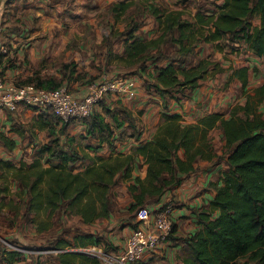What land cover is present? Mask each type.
Masks as SVG:
<instances>
[{"label": "trees", "instance_id": "trees-1", "mask_svg": "<svg viewBox=\"0 0 264 264\" xmlns=\"http://www.w3.org/2000/svg\"><path fill=\"white\" fill-rule=\"evenodd\" d=\"M183 2L176 0V4ZM131 4L129 0L113 4L110 8L113 18L118 19ZM150 13L158 23V35L142 39L135 33L137 27L119 31L112 37H122L123 53H116L114 57L123 68L167 59L165 65L155 69L150 84L159 93L164 109L168 99L180 100L184 90L199 87L207 78L225 71L219 61L209 57L199 58L194 64L186 63L199 43H212L221 52L230 46L228 43L239 42L247 45L256 56L264 57V0H223L217 12L199 10L191 20L183 17L181 10H162L155 5H151ZM254 17L258 18L257 24L252 22ZM168 43L178 48L174 53L163 54L161 46ZM151 48H157V52L151 53ZM234 78L244 89L248 67L232 69L226 83ZM25 83L44 88L62 86L61 81L53 78L36 77ZM244 95L245 101L234 104L227 116L213 112L192 123H184L179 114L162 111L152 139L132 147L128 153L115 150L114 128L102 113L94 111L77 119L85 124L87 136L109 147V155L65 151L59 148L57 138H51L29 163L0 160V176L6 183L0 192H8L11 179L19 181L21 194L24 190L29 193L27 212L34 214L33 221L38 223L40 230L50 226L52 215L62 203L84 223H90L108 218L111 211L109 193L119 175L128 184L133 199L129 209L137 211L177 187L183 176L197 169L198 159L219 161L226 155L227 168L222 172L221 183L213 185L214 198L197 215L200 229L194 236L183 238L188 248L182 262L264 264V115L259 111L264 101V82ZM104 101L100 106L107 107ZM115 110V106H109L104 111L116 127L126 118L131 121L125 109L120 110L123 119ZM60 123L62 130L69 124ZM215 130H221L224 140L225 151L220 155L213 150L212 132ZM0 139L8 149L15 145L2 135ZM137 156L146 167L143 177L132 175ZM77 162L81 163L80 168L74 166ZM53 244L63 250L56 255L60 264H100L97 256L83 250L99 244L98 237L93 234L79 233L69 239L59 237ZM1 255L7 263L23 257L18 250H2Z\"/></svg>", "mask_w": 264, "mask_h": 264}, {"label": "crops", "instance_id": "crops-1", "mask_svg": "<svg viewBox=\"0 0 264 264\" xmlns=\"http://www.w3.org/2000/svg\"><path fill=\"white\" fill-rule=\"evenodd\" d=\"M121 1L123 0H1L0 74L8 85L24 84L28 79L36 77L50 78L52 74H56L57 68L56 66L54 69L51 62L61 59L63 53L69 54L64 50L74 36V32H80L84 26L91 25L102 29L103 21L96 25L95 20L99 18L102 20L105 15L108 20H113L110 8ZM148 2L150 5L146 11H149L151 5L166 10H181L185 3L176 4V0H148ZM222 2L223 0L216 1L218 5ZM132 6L133 4L129 9ZM72 17L80 18L71 21ZM150 30H152L150 34H147ZM140 32L144 34V39L158 35V23L154 16L149 14L148 22L142 23L138 33ZM177 48V45L169 43L161 46L163 53L167 51L174 53ZM154 51H157V48L150 49L151 53ZM220 54L212 43H199L191 55L192 59L188 61L194 64L199 58L209 57L219 61L225 71L207 78L199 87L184 90V96H180V100L168 99L165 109L162 108V100L155 89L147 90L145 84L135 79V76L126 75L134 80V95L109 94L104 99L105 105L108 106L101 105L96 109L114 128L112 138L115 150L128 153L132 147L151 140L162 111L181 115L184 123L196 122L203 115L213 112L225 113L227 116L232 107L231 96L237 87L242 86L235 78L227 84L226 81L232 69L240 66H236L235 62L231 66L230 61L224 58L222 60ZM166 62V59L162 63L153 62L152 74L155 73L156 68L165 65ZM93 71L94 69H90L89 73ZM82 80L75 81L72 88L83 91L84 87L80 85ZM109 106L117 108L115 113L120 119H123L120 110L125 109L131 117V123L125 119L120 127H116L115 122L104 111L106 108L109 109ZM40 111L23 105L13 112L0 108V135L15 144L12 149H8L0 139V160L14 163L23 160L29 163L51 138H57L59 148L65 151L101 156L110 154V149L105 143L100 144L96 138L85 135L86 126L81 120L66 125L62 130V124L54 118L55 116ZM39 115L42 118H38ZM125 128L132 132L126 134ZM212 136L213 150L220 155L225 151L221 130L213 131ZM62 142H65V145ZM195 166L197 169L183 176L177 187L167 190L159 200L146 206L150 211H154L164 203L174 201L175 205L171 212L174 228L165 242L144 254L136 264H183L182 260L188 248L183 238L194 236L200 229L197 215L214 198L213 185L221 183L220 177L227 168L226 155H223L219 161H215V158L213 161L198 159ZM145 169L142 158L135 157L133 177H143ZM1 172L0 170V175ZM5 184L0 176V189ZM127 185L119 175L109 193L111 211L108 218H98L93 222L84 223L78 215L66 209V203H62L52 215L50 226L40 230L38 223L33 221L34 214L27 212L28 191L24 190L21 194V183L11 179L8 192H0V205L2 204L0 241L9 242L6 246L0 243V264H60L57 253L41 251V249L55 248L49 244L54 243L59 237L69 239L79 233L98 237L99 244L94 247L103 251L112 252L123 248L128 236L139 226L147 230L151 228V224H140L137 221L136 210L130 211L133 199ZM215 215L216 213H213V216ZM2 250H18L23 253V257L7 263L2 258Z\"/></svg>", "mask_w": 264, "mask_h": 264}, {"label": "rangeland", "instance_id": "rangeland-1", "mask_svg": "<svg viewBox=\"0 0 264 264\" xmlns=\"http://www.w3.org/2000/svg\"><path fill=\"white\" fill-rule=\"evenodd\" d=\"M183 1L185 3L183 4L184 6H182L181 11L183 16L189 20H191L194 14L199 10L207 12H217V0ZM131 2L133 6L130 9L128 8L126 12L118 19L113 18V20H108L106 17L107 15H105L102 20L101 18H99V20L97 19L98 21L95 20V22H97L96 25H99L103 21L104 27L102 29H100V27L91 25L90 27L84 26L82 30H80V32H74V36H72V39L66 45V48L64 50V52L68 51L69 54L63 53V55H61L62 58L67 59L61 58L55 60L54 62H51L54 69L56 66L57 68L56 74H52L50 78L55 79V81H61V85L70 92L78 93L82 90L77 91L72 88V85L75 83V81H80L83 79L80 85L84 87L83 89H85L88 83L98 78L102 74L132 75L135 76V79H139L142 83H144L145 87L148 86L149 89L154 90V88L150 85L152 83V61H146L143 63V65L142 63H139L131 67L123 68L121 67L122 65H120V61L115 59L114 57L116 53H123V39L122 37L112 36L119 31H127L132 27H137L135 33L140 38L144 39V34L142 32L138 33V31L140 30V26L142 25V23L148 22L149 14L152 15L150 13V9L149 11H146V8H149L148 5H150L148 0H132ZM159 8H161L162 10H166V8ZM72 18L73 19H71V21L78 20L80 17ZM252 22L253 24H257L258 18L254 17L252 19ZM151 31L152 30L148 31L147 34H150ZM228 45L230 46L225 48L223 52H220L221 59L223 60L224 58L229 60L231 66L232 63L235 62L236 66L239 65L241 67L243 65H246L248 67V82L245 88L243 89L240 86L237 87L231 96V104L233 106L234 104L243 103L245 101L246 97L244 95V92L252 93L255 87L264 82V57L256 56L247 45H244L242 43L231 42L228 43ZM156 52L157 51H154L153 53ZM163 54H171V51H167ZM188 58L192 59L191 56H189ZM164 60L165 58L156 62L162 63ZM191 62L192 61H187L186 63ZM141 65L143 67H141ZM90 69H94V71L89 73ZM98 107L99 106H97L96 109ZM259 111L264 115V101L259 105ZM126 119L131 123L129 118ZM74 121L72 120V122ZM72 122L70 121L69 124ZM124 132L128 134L132 131L128 128H125ZM72 141L74 142V138ZM62 143L63 145H65V142ZM74 166L76 168H80V166L82 165L80 162H77ZM170 203L174 208L175 202L171 200ZM1 242L3 246H6V243H9L7 241H0V243ZM49 246L54 245L53 243H51L49 244Z\"/></svg>", "mask_w": 264, "mask_h": 264}, {"label": "built area", "instance_id": "built-area-1", "mask_svg": "<svg viewBox=\"0 0 264 264\" xmlns=\"http://www.w3.org/2000/svg\"><path fill=\"white\" fill-rule=\"evenodd\" d=\"M86 86L82 92L73 93L64 86L8 85L0 74V108L13 112L23 105L51 113L60 122L69 123L91 115L109 94L133 96L135 83L126 75L102 74ZM172 210L169 201L154 211L146 206L140 207L136 211V219L140 224H151L149 230L139 226L128 236L125 246L117 251H103L94 246L83 250L97 256L100 264H134L167 240L173 226Z\"/></svg>", "mask_w": 264, "mask_h": 264}, {"label": "water", "instance_id": "water-1", "mask_svg": "<svg viewBox=\"0 0 264 264\" xmlns=\"http://www.w3.org/2000/svg\"><path fill=\"white\" fill-rule=\"evenodd\" d=\"M41 251H54L55 253H58V252H60V251H62V250H59V249H57V248H50V249H41Z\"/></svg>", "mask_w": 264, "mask_h": 264}]
</instances>
